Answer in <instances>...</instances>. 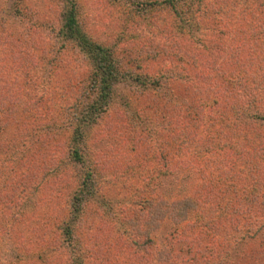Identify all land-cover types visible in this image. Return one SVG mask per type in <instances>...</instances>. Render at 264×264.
Listing matches in <instances>:
<instances>
[{"label": "trees", "instance_id": "1", "mask_svg": "<svg viewBox=\"0 0 264 264\" xmlns=\"http://www.w3.org/2000/svg\"><path fill=\"white\" fill-rule=\"evenodd\" d=\"M57 1L54 38L73 44L87 65L82 87L62 100L64 118L48 109L35 118L34 111L44 105L43 95L24 91L16 100L2 95L0 87V132L17 125L11 144L0 141V212L10 211L5 220L11 236H18L19 227L33 217L29 208L40 206V200L45 208L41 238L50 252L32 255L26 264H66L58 261L57 251L69 254L67 264H149L146 249L156 245L151 234L166 218L180 229V241H166L168 247L158 251L155 264H180L178 251L186 254L181 264H226L229 255H216L223 242L214 235L231 229L255 238L264 229V0H126L123 7L132 13L135 26L154 35L143 40L133 36L134 65H125L115 47L93 39L82 27L79 0ZM17 36L5 37L11 62L29 58L37 65L46 60L35 55L34 39ZM128 79L146 90L142 93L164 90L175 96L176 101L164 100L159 107V122L171 139L157 147L148 144L134 116L113 112L116 85ZM26 85L18 89L36 87L27 79ZM58 122L62 132L44 129ZM100 122L117 135L116 150L108 154L92 151L97 141L91 136H96L93 131ZM42 128L48 140L40 151ZM56 135H62L60 143ZM39 154L44 165L40 170ZM186 167L197 171L193 187L170 198L156 191L136 195L133 207L121 211L126 216L123 231L110 245L83 249L73 242V225L57 218L56 211L70 198L73 209L82 212L94 199L101 175L119 178L131 172L138 182L150 183ZM42 188L49 190L47 195ZM48 233L53 240L43 239ZM181 244L188 248L183 251ZM101 250L108 256L99 255Z\"/></svg>", "mask_w": 264, "mask_h": 264}, {"label": "rangeland", "instance_id": "2", "mask_svg": "<svg viewBox=\"0 0 264 264\" xmlns=\"http://www.w3.org/2000/svg\"><path fill=\"white\" fill-rule=\"evenodd\" d=\"M127 3L129 2L126 0H79L78 5L82 27L91 37L115 47L119 55L123 57L125 65H134L132 58L136 55L137 46L132 44L134 42L133 36H135V40H143L144 38H152L154 35L146 28L135 26L136 24L131 18L132 13L128 14L126 8L123 7V4ZM59 10L60 3L57 0H0V87L4 88L1 93L4 95L5 92L8 96L14 95L16 100L19 97L18 93L24 91L30 94H32L30 92L32 91L34 95H43L44 105L34 111L33 117L35 118H41L48 109L49 114L63 119L62 100L69 92L77 93V90L84 84L83 74L87 69L85 60L73 44H66L62 41L56 42L54 38L58 26ZM133 25L134 27H131ZM129 32H131V35H129ZM12 34L18 35L17 37L22 39L28 37L34 39V46L38 48L35 55L40 56L42 54L45 57L47 56L46 60H48H44L45 58H43L44 62L38 60L36 61L37 65H34V62L30 61L29 58L11 62L12 54H9L5 37L10 38ZM150 49L151 47H149ZM25 79L28 80L29 84L35 82L36 87L31 88V90L24 89L23 87H27V85L24 86ZM19 86L23 87L18 89ZM116 86L113 96L114 114L121 115V113L126 112L134 116L138 122L137 126L145 131L146 141L153 148L154 146L157 147L160 141L171 139V137H167V129H162L165 124L159 122L158 112L161 114L162 109L159 107L164 105V100L176 101L172 93L164 92V90L159 91L158 95L142 93L146 90L131 79L123 80ZM155 110H157L156 114H154ZM23 118L26 119L27 117L24 116ZM107 118V116L103 117V119ZM58 123H61L60 126ZM58 123L44 129L51 130V133L62 132L63 124L62 122ZM15 127H17L16 124L15 126H8L5 133L4 131L0 132V141L5 139L7 141L5 144H9ZM102 131H106L107 135L103 134ZM108 131L104 130L103 122L96 126V130L93 131L96 136H93V138L91 136V139L97 142L92 145V151L103 149L104 153L108 154V152L116 150L113 141V137H117L116 132L110 133ZM39 134V150L43 151L46 149L45 143L48 139L43 128L39 131L38 136ZM33 135H35L34 132ZM60 136L56 135L58 143L62 141ZM31 137L32 133L30 140ZM33 149V151H37L38 143L33 145ZM39 150L38 152H40ZM51 152L53 153V151ZM136 155V153L134 155L130 154L132 158ZM122 157L124 163V155ZM38 161H40V168H38L40 170L44 166L41 154L38 156ZM152 165L150 164L151 167ZM196 172L192 167L181 168L175 174L154 178L150 183H147V181L145 183L138 182L131 172L128 175H120L119 178H113V173L101 175L96 179L98 189L95 191L94 199L89 205L84 206L82 212L79 208L73 209L70 198L66 200L63 208L56 211V215L65 224L70 223L73 225L75 232L73 242L80 243L83 249L86 247L97 249L98 244L110 245L123 231L122 220L126 216L121 211L133 207L134 202L131 201L136 198V195L139 193L147 194V191H154L151 193L156 191L170 198L185 193L198 180ZM39 175L42 176V173H39ZM52 177L54 176L49 178ZM59 187L58 184L56 188ZM42 191L43 195L44 192L47 195L49 190L42 188ZM43 198L45 197L43 196ZM40 203L41 205L37 204L35 209L29 208L31 212L33 211V217L29 219L27 224L19 227L20 234L14 237L11 236L8 227L9 222L5 220L6 217H9L10 211L0 212V264H15V261L16 264H26L32 255L43 257L47 252H50L47 249L45 250L41 238L44 233L43 229H45L43 221L45 208L42 205L43 201L40 200ZM107 206L111 208L108 209ZM262 221L264 222V215ZM179 230L170 219L166 218L160 227L152 232L151 237L156 240V245L148 246L146 249L148 257L152 258V260L149 258V264L156 263L159 250L164 251L167 249L166 241H180ZM51 236L53 234L48 233L43 236V239H52ZM213 237H216L217 240L215 241L223 242V246L218 249L216 255H229L225 259L227 262L230 259L234 260L235 264H264V229L255 238L238 234L231 231V229H221ZM206 241L203 240L201 244V248L204 250ZM185 245H183V251L188 248ZM177 247L180 246L177 245ZM204 250L201 251V253H204L201 255L205 256L206 250ZM56 253L59 259L57 260L60 263L67 264L69 254L60 253V251ZM257 253L261 254L258 255ZM101 254L108 256L103 250L99 253V255ZM184 254L185 252L179 253L178 251L176 254L178 263L183 262L182 257H184Z\"/></svg>", "mask_w": 264, "mask_h": 264}]
</instances>
